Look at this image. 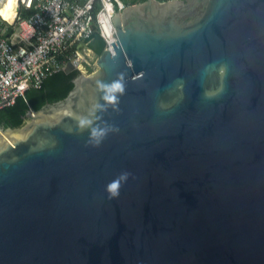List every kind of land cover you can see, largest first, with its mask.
<instances>
[{"label":"water","instance_id":"1","mask_svg":"<svg viewBox=\"0 0 264 264\" xmlns=\"http://www.w3.org/2000/svg\"><path fill=\"white\" fill-rule=\"evenodd\" d=\"M111 20L114 53L94 31L91 71L0 126V264H264V0Z\"/></svg>","mask_w":264,"mask_h":264},{"label":"built area","instance_id":"2","mask_svg":"<svg viewBox=\"0 0 264 264\" xmlns=\"http://www.w3.org/2000/svg\"><path fill=\"white\" fill-rule=\"evenodd\" d=\"M143 0H19L14 19L0 15V108L11 105L29 87H39L70 62L82 73L96 65L97 55L84 38L98 31L104 48L116 41L111 16ZM2 0H0V7ZM22 7L31 10L19 15ZM82 44L78 48V44Z\"/></svg>","mask_w":264,"mask_h":264},{"label":"trees","instance_id":"3","mask_svg":"<svg viewBox=\"0 0 264 264\" xmlns=\"http://www.w3.org/2000/svg\"><path fill=\"white\" fill-rule=\"evenodd\" d=\"M30 13L31 10H26L22 7L19 9V15L22 17H28ZM77 73V70L69 72L59 70L48 75L39 87L26 89L23 95L17 96L11 105L0 108V126H20L24 121L25 112L29 108L37 110L45 103L55 102L64 98L73 86L72 79Z\"/></svg>","mask_w":264,"mask_h":264},{"label":"bare ground","instance_id":"4","mask_svg":"<svg viewBox=\"0 0 264 264\" xmlns=\"http://www.w3.org/2000/svg\"><path fill=\"white\" fill-rule=\"evenodd\" d=\"M18 1L19 0H2V5L0 7V15L4 18L7 19L9 21H12L14 19V7H16V10L18 8ZM9 5H11V7L9 8ZM111 53H114V51L112 50Z\"/></svg>","mask_w":264,"mask_h":264},{"label":"clouds","instance_id":"5","mask_svg":"<svg viewBox=\"0 0 264 264\" xmlns=\"http://www.w3.org/2000/svg\"><path fill=\"white\" fill-rule=\"evenodd\" d=\"M10 7H11V5H9V8ZM116 87H120V85L117 84ZM127 176H128V173L124 172V173L120 174V177H118L117 179L109 182V184L107 185V188H108V190L110 191V193L112 195L118 194V189H119V186H120V182H121V180H126Z\"/></svg>","mask_w":264,"mask_h":264},{"label":"rangeland","instance_id":"6","mask_svg":"<svg viewBox=\"0 0 264 264\" xmlns=\"http://www.w3.org/2000/svg\"><path fill=\"white\" fill-rule=\"evenodd\" d=\"M21 5V4H20ZM19 4H18V6H20ZM90 71H91V69H89Z\"/></svg>","mask_w":264,"mask_h":264}]
</instances>
